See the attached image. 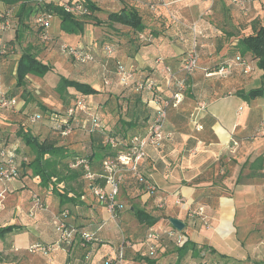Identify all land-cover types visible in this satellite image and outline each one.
Returning <instances> with one entry per match:
<instances>
[{
    "label": "crops",
    "instance_id": "1",
    "mask_svg": "<svg viewBox=\"0 0 264 264\" xmlns=\"http://www.w3.org/2000/svg\"><path fill=\"white\" fill-rule=\"evenodd\" d=\"M91 1L100 9L94 16L104 20L102 27L89 22L85 25L84 33L69 34L62 29L61 20L56 16L57 21H52V31H49L60 40L80 46L76 48H83L82 43L87 42L86 50L94 52L93 55L98 51L99 42H104L105 47L108 42L117 41V47L111 56L101 54L100 58H105L102 67L80 65L72 77L64 73L60 76L86 83L98 90L99 94L83 95L89 106L103 117L102 122L108 124L116 119V113L112 114L106 107L108 116L101 115L99 97H107L108 100L120 96V100L125 101L130 91L117 75V60L131 72L151 76L158 89L167 95L169 93L166 91L165 67L180 69L187 53L196 48L200 61L197 71L191 77L192 87L196 88L200 80L207 82L213 77L207 75L209 68H218L232 58V49L236 48L242 37L252 34L254 27L264 25V0H246V10L240 9L230 0H215L213 4L206 0ZM28 2L24 4L23 1L15 3L1 0L0 25L3 21L1 15L10 11L11 28L6 31L0 28V50L6 44L14 50H9L6 54L0 51V89L9 81L10 74L16 78L17 65L25 51L34 53L39 61L50 65L52 71L65 69V65L59 61V56L52 49L45 50L46 45L36 47L37 44L33 48L30 44L31 36L28 33H33L29 31L28 25L36 13L30 12ZM17 4L20 5V11L14 18L12 9ZM125 8H134L142 16L146 26L145 34L150 37L148 45H140L142 42L137 36L134 37L130 27L108 21L110 13L120 12ZM21 27L26 32L23 35ZM143 36L145 35L142 34ZM98 38L102 39L98 42ZM8 63L9 70L4 71ZM251 66L252 71L246 69L243 76L232 74V77H238L234 80L237 84L235 92L222 96L219 93L220 87L204 86L201 91L205 99L187 98L179 108L169 109L167 139L160 148L148 147L147 156L138 167V177L151 184L152 188L147 185L146 190L128 176L130 181H122L119 196L122 210L115 214H111L107 207L99 203L87 187L78 190L81 198H77L76 202H64L54 190L50 191L49 187L42 186L30 169L22 166L20 178L7 184L6 202L0 212V227H16L0 237V255L4 263L103 264L107 257H115L119 249L123 248L126 264H225L223 261H228L226 256L230 255L227 253L229 249L225 246V241L215 238L211 243L218 248L221 255L217 257L218 261L210 257L202 258L206 248L202 244L203 237L195 239L191 236L192 221L186 217L190 207L201 204L195 202L197 197L214 191L230 190L233 194H224L219 200L217 210L220 216L217 232L225 239L232 232V223L239 207L244 211L252 204L257 212L264 211L260 204L255 203L260 196L264 197V97L246 101L236 94L239 89L247 92L263 86L262 71L257 68L256 62H252ZM102 72L104 83L99 75ZM110 90H116L114 93L117 94L113 95ZM105 91L110 93L102 96ZM65 92V95L73 96V102L81 94L75 88H68ZM12 97L17 100L16 107L11 112L0 109V134L4 133L15 144L14 147L27 153L29 148L22 142L20 133L33 134L31 128L37 124H31L28 119L31 115L43 112L38 107L32 110V105L25 98L19 100V97ZM146 100L148 106L155 110L156 104L148 93L143 96V101ZM20 113L23 121L19 120ZM79 117L82 124H78V129L89 136L82 148L90 150V133L86 128L89 115L82 112ZM150 125L147 124L145 130ZM91 168L97 175L102 172L97 158ZM240 175L248 177L247 182L237 184ZM85 184L88 185V181ZM4 187L0 182V188ZM59 190L62 193L64 189ZM34 195H38L47 206L46 211L36 213L35 217L29 214ZM247 198L255 201L245 203L244 199ZM181 201L184 205L180 204ZM135 207L155 217V224H141L133 213ZM67 209L70 210V215L64 218L60 213ZM199 209L198 213H201L205 208L200 206ZM171 218L183 221L184 231L174 229L170 223ZM61 219L69 229L73 227L77 232L71 244H62L48 253L29 251L36 244L55 247L60 238L56 226ZM171 230L184 236L188 234L190 237L187 236V240L196 245L197 251L190 249L179 260L177 251L180 246L169 237ZM151 232L158 233L159 238L156 241L147 239ZM81 233L92 235L93 240L86 242ZM152 245L155 247L153 254L150 250ZM260 261L264 262V258Z\"/></svg>",
    "mask_w": 264,
    "mask_h": 264
},
{
    "label": "trees",
    "instance_id": "2",
    "mask_svg": "<svg viewBox=\"0 0 264 264\" xmlns=\"http://www.w3.org/2000/svg\"><path fill=\"white\" fill-rule=\"evenodd\" d=\"M5 1L17 3L20 0H5ZM243 1H245V3L247 4L246 0H243ZM27 2L28 0H25L23 3L25 4ZM74 2L83 5L86 13L85 14H72L70 12H67L64 9V4H67V3L74 4ZM152 8H154V6ZM42 9L45 10L46 13H50L52 15L57 16L61 20L62 29L69 34L84 33L85 25L89 22H92L94 24H101L98 18L94 16V13L99 11L100 9L91 0H76V1L64 0L62 3H58V4L57 3H49V4L47 3L45 7ZM21 10L23 11V9ZM29 10L31 13H37L40 11V9L36 10V9H33L32 7H30ZM244 10H246V5H245ZM108 21L111 24L130 27L132 30V33L134 34V37L137 36V38L140 39V41L142 42L140 43V45L141 44L148 45V41L150 40V37L146 36L145 34L146 26L143 23L142 16L138 13L136 9L125 8V9H122V11L120 12L110 13L108 15ZM142 34H144L145 36L142 37ZM41 37H42V34H41ZM107 45H111L115 49L117 47V44H113V43H107L105 46ZM235 47L236 48L232 49L233 51L231 52L232 58L230 60L225 61L219 66L221 67L223 65H232L230 75L226 78H218V77L216 78L220 80L221 79L228 80L232 78L233 73L235 75H239V77L241 75L243 76L246 74L245 72L246 67L247 66L251 67L250 68L251 69L250 72H251L253 69L251 66V63L256 62L257 68L262 71L263 87L252 89L247 92L244 89H239L236 91V94L244 98L246 101H252V100L264 97V25L254 27V32L248 36L242 37L238 41L237 46ZM189 53H187V55ZM198 55H199V52H198ZM199 58H200V55H199ZM184 59L182 60V63H181L182 65L180 69L176 70L170 66H167V67L171 68L175 72H179L182 69ZM118 61L119 60H117V62ZM242 61H245V63H242ZM117 62H116V68H117ZM198 66L190 74H183L179 72V74H177V77L171 83V85L169 87L166 86V91H168L169 93L167 95H165L162 90L158 89L156 81L153 78H151V76L136 74L135 72H132L135 78L131 83L127 85L128 90H130L127 96L129 98L126 97L127 100L121 101L119 97H115L114 99H108V101L106 102V106L111 107L109 109L112 112V114L115 112L116 116L118 117L117 119L113 121L114 123L113 122H111V124H108L106 122L103 123L104 122L103 117H101L95 109H92L86 112L87 115H89V122L86 124V128H88L89 133H90L91 149L86 150L84 154L80 153V151L78 150L72 149L71 147L60 145L58 139L47 137L43 140H40L39 137L34 136L33 134L27 133V132L20 133L22 142L24 143L26 147L29 148V151L27 153H22V151H20L19 148L14 147L15 144H13V142H11L9 138L4 136L3 135L4 133L2 132L0 134V152L3 149H7L9 151H14L17 154L18 161L20 162L18 178H20V175H21V167L25 166L26 169L28 168L32 171V174L34 176L40 177L42 186L48 188L49 185L52 183V186H54V191L61 197V199L64 202L66 201L76 202L77 198L79 199L81 198L80 192H78V190L80 191V189L83 187L89 188L88 185L85 184L86 182L85 181L86 180L85 179V166L87 164H89L92 167V164L94 163V160L96 158L98 159L99 163H102V161L105 158H115L121 153L129 152L133 147L132 139L137 136L143 137L149 131L150 127L147 130H145V126L147 124L152 125L153 120H154L155 110L148 106L147 100L143 101V96L145 95V93L150 94L152 98L153 96H156L161 100L162 99L170 100L174 93L181 92L183 95V101L177 107L179 108L180 106H182L184 100H186L187 98L195 99L196 88L192 87L191 77L197 71ZM219 67L209 68L207 75L215 72L217 69H219ZM50 71H52V67L50 65L44 64L43 62L39 61L36 58L35 54L32 53L31 51H25L23 52L18 62L17 69H16L17 86L18 87L26 86L27 76L29 75H33L37 77H44ZM150 80L155 81V90L152 92H148L137 86L138 82L145 84ZM178 80L183 81V83L185 84L184 89L178 88L177 86ZM220 82H223V81H220ZM210 85L209 87L211 88L212 86L220 87V91H219L220 93L223 91H228L229 89L235 92L234 89L237 84H235L234 79H233L232 83H229V84L222 83L221 85H213V84H210ZM68 88H75L81 94H79L76 99L74 98L75 99L74 102L71 105H69L66 108V110L55 111V110L43 107L41 109L43 113H39L43 116L44 120H48L47 122L51 126L52 131L57 136L59 137L61 136L60 138L66 137L61 134L60 128L62 129L71 128L72 133H73L74 130L79 128L78 124L79 125L82 124L81 120L79 119L80 118L79 115H76L73 118H70L67 115V111L77 103L78 99L81 96L85 97L84 95L99 94V91L93 88L91 85H88L86 83H82L76 80H70L62 76L57 86V90L59 91V93L62 94L63 92L68 90ZM116 100L120 101L121 103L117 105L115 109L112 106V104ZM123 104L128 105V107H125L123 109V107L120 106ZM121 109L125 111L123 112L121 111ZM96 116L99 117L101 120V126L99 128L93 125V118ZM42 120L37 123H31V122L30 123L34 125V124H38L42 122ZM1 135H3L4 137ZM110 139H114L115 145H112L110 143ZM24 158H27V161H25ZM77 161H82L83 163L78 165L76 168H73L70 166L71 164H74ZM2 165H3V162L0 157V168L2 167ZM128 176L132 177V179H134L142 187L144 188L147 187V183L145 182V180H143L142 178H139L138 175L133 172H125L123 175V181L125 179L126 180L128 179V181H130ZM246 178L248 177L240 175L237 180V184H244L246 182ZM61 184H63L64 186L63 188L64 190L62 191V193L58 187ZM96 184L99 186L105 185L103 181L102 182L97 181ZM120 193H121V188H120ZM217 196L220 197V195H217ZM200 198L201 197H197L195 202L198 203ZM133 213L141 224H145L147 226H153L155 222L157 221L155 217L149 215L143 209H139L135 207ZM60 215L64 218L68 217L70 215V210L69 209L64 210L63 212L60 213ZM61 221L64 222V220L62 219ZM15 228H16L15 226L0 227V237L5 235L8 232L13 231ZM70 228L74 229L73 227H70ZM36 245L45 246L43 244H36ZM190 249L197 251L196 245L190 240H187V242L183 246H181L177 251L179 260L185 254H187V252ZM205 250L204 252H206ZM202 258L206 259V253L202 255ZM0 264H5L1 255H0ZM252 264H264V262L254 261Z\"/></svg>",
    "mask_w": 264,
    "mask_h": 264
},
{
    "label": "rangeland",
    "instance_id": "3",
    "mask_svg": "<svg viewBox=\"0 0 264 264\" xmlns=\"http://www.w3.org/2000/svg\"><path fill=\"white\" fill-rule=\"evenodd\" d=\"M20 1L24 2L25 0H20ZM29 1L30 2H28V4H27L28 6L32 7L33 9H36V10L40 9V11L37 12L35 14V16L29 21L30 24L28 25V28H29V31H31L33 33L31 35L30 33L27 32L31 36L30 44L32 45L33 48H34L33 45L37 44L36 47H41V46L46 45L47 47H45V50L48 48L52 49L51 51L57 53V55L59 56V59H60L59 61L63 65H65V69H64V71L61 69H60V71L53 70L51 73H49L47 76H45L43 78H38L35 76H29V78L27 79V85L24 87H18L16 85V78L14 79L15 76L10 74L9 81H6L4 84V87L3 86L1 87L2 89H0V94L1 93H7V95H9L11 97L12 96L19 97V100H23L25 98V99H27V102L32 105L31 106L32 110L37 109V107L41 108V109L43 107H46L48 109H52L55 111H59V110L64 111V110H66V108L69 105H71L73 103V100H72L73 96L67 95V94L65 95L66 92L65 93L63 92L62 94L58 92L57 86H58L59 81H60L59 80L60 76L62 75L61 73H64L65 75H67L69 77H72V75L75 72H77L76 70H77V68L80 67V65L86 66L88 64H92V65H95L97 67H99V66L102 67V65H104L103 60L105 58L102 59L100 57L104 54V44L105 43L104 42L100 43L99 41L102 38H98V40H97L99 42V44L97 46L98 51H96L94 54V57H95L94 61L88 62V63H81V62L77 61L74 57H72L68 53H64L62 51V45H69L70 47H75V48L80 47V46L75 45L74 43L68 42L66 40H60L57 36H55L50 31H49L50 32V39H49V41L45 42V41H43V39L41 37L40 29L38 30L37 16L39 14L46 13V11L43 10L42 8H44L47 3H50L52 1L58 4V3H62L64 0H29ZM19 6H20L19 4L14 5V7L12 9V14L14 15V18H16L17 14L20 11ZM0 7H2L1 0H0ZM55 18H57V17L55 15H53V18L51 20V26H50L51 28H52V21L53 22L57 21V19H55ZM99 21L101 22V24H95V25H99L102 27L104 20L100 19ZM16 25H17V20H16ZM15 28H17V26ZM51 28L49 30L52 31ZM21 31H22V35H23V33L25 32L24 28L21 27ZM93 34H95V33H93ZM86 43L87 42H83L81 45L84 50H86V47H88V44H86ZM108 43H111V42H108ZM113 44H117V41L113 42ZM11 69H12V67H11ZM11 69H10V71H11ZM8 70H9V63H8V66L6 67V69H4V71H8ZM99 75L102 78L101 81L104 83L103 80L105 77H104L103 72L100 73ZM236 76L232 77L228 80L227 79H221L220 80V79H217L215 77H211L212 79H208L207 82H205V81L203 82L202 80H200V82H199L200 84L198 83L196 86L195 98H201L202 97L201 99H205L202 96L203 91H201L204 86H208L210 84L221 85L222 83L229 84V83H232L233 79L235 80L238 78ZM224 80H226V81H224ZM216 81H218V82H216ZM220 81H223V82H220ZM118 90L119 89H117V91ZM114 92H116V90L111 91V93H113V95L114 94L116 95L117 93H114ZM109 93L110 92L105 91L104 93H102V96H106ZM230 93H233V91L231 89H229L228 91L220 92V94L222 96L229 95ZM99 98H100L99 99L100 100L99 106H101V109H100L101 115H103V116L108 115V114H106V113H108V110L106 107H108V108H111V107L106 106V102L108 101V100H106L107 97H99ZM120 103H121L120 101L116 100V101H114L112 106L116 109V106L119 105ZM120 106H122L123 109L125 107H128V105H124V104L120 105ZM2 111H10V110H2ZM121 111L124 112L125 110L121 109ZM6 113H9V112H6ZM21 116H22V114L20 113L19 120L22 119ZM115 117L117 119L116 115H115ZM11 119H12V117H11ZM43 120H42V122L38 123L37 125H34L31 128V131L33 134L37 135V137L41 138V140L45 139L47 137H51L53 139H58L60 145H64L66 147H71L72 149L78 150V151H80V149H81L80 153L83 154V151L85 153L86 149H84L82 147H83V144L86 143L89 139V136L85 132H82L78 129L79 131L74 130V132L71 133L69 136L60 138L61 136L60 137L57 136L52 131L51 126L47 122L48 120H44V121ZM109 120H110V118H109ZM21 121H23V120H21ZM22 153H24V152H22ZM234 155H235V153H234ZM245 170H244V172H245ZM246 182H247V180H246ZM1 183L3 185H5V187L0 188V191L6 190V193L4 195V198L2 199V205L0 208V212L3 210V208L5 206V202H6V198H7V194H8L7 184L9 182H1ZM51 185H52V183L49 185V187ZM224 194H233V193L230 190H226V191H214L208 195L203 194L201 196L199 202H198L201 204H199L197 206L193 205L192 208L191 207L189 208L188 216L186 217V219H190L192 221V227L190 230L191 236H193L195 239H200L203 237V240H202L203 243L202 244H203V246L206 247L205 253H206L207 259L210 257V258L218 261L217 257L221 256L218 248H216V246L214 244H211L215 238H219V239H223V242L225 241V243H226L225 246L227 247V249H229V250H227L228 251L227 253H230V255L227 254L228 256H226L228 258L226 260H228V261H223V262H225V264H230V262H233L234 264H251L253 261L262 260L264 258V211L263 212H257L255 208L254 209L252 208V204L249 207H246L244 211H242V208L239 207V209L237 211L236 219L232 223V226H233L231 229L232 232L229 234V237H226L225 239L221 238L219 233L217 232V227H218V224L220 221V216H219V213L217 212V210H218L219 200H220V198H223ZM217 195H220V197ZM32 201H33V204L31 207L33 209L34 204L36 202L34 199ZM253 201H255V200H253L252 198L244 199L245 203H252ZM118 202H119V197H118ZM239 203H241V202H239ZM255 203L260 204L261 208L263 209L264 208V197L260 196L257 199V202H255ZM180 204L184 205V202L181 201ZM200 206H202L205 209L202 210L201 213H198L200 211V209H199ZM32 209H30L29 214L32 211ZM40 211H43V210L38 209L37 211L36 210L33 211V213H34L33 217H35L36 213H38ZM187 236L190 237L188 234H187ZM59 246L61 247L62 244H60ZM169 246H172V245H169ZM54 250H56V249H54ZM225 255H226V253H225Z\"/></svg>",
    "mask_w": 264,
    "mask_h": 264
},
{
    "label": "built area",
    "instance_id": "4",
    "mask_svg": "<svg viewBox=\"0 0 264 264\" xmlns=\"http://www.w3.org/2000/svg\"><path fill=\"white\" fill-rule=\"evenodd\" d=\"M114 1V0H110ZM211 4L214 3L215 0H206ZM234 4L240 7V9H245V1L243 0H231ZM162 4L166 6V4L162 1ZM64 9L67 12L72 14H85L86 11L83 5L75 3L74 4H64ZM10 11H7L1 15L3 19L1 23V30L6 31L11 28V23L9 20ZM53 15L50 13L39 14L37 18L38 28L41 31L43 41L47 42L50 39V26ZM14 50L13 47L9 45H3L1 48V52L6 54L7 51ZM62 51L64 53H68L72 57H74L77 61L81 63H88L94 61L95 57L93 53L89 50H84L83 48H75L70 47L69 45H62ZM115 51V48L111 45H107L104 47V54L106 56H111ZM200 61L198 52L196 48H193L191 52L186 56L183 61L182 69L179 71L183 74L192 73L198 66ZM245 63V61H242ZM232 69V65H223L219 67L215 72L209 74L208 76H215L218 78H226L230 75ZM250 71V67H246ZM165 72L167 74L166 85L169 87L171 83L177 77L179 72L173 71L171 68H165ZM117 75L119 76L122 84L128 85L134 80V74L127 70L125 66L121 62H117ZM137 86L143 90L148 92H152L155 90V81L150 80L145 84L140 82L137 83ZM177 86L179 89H184L185 84L183 81L178 80ZM152 101L155 102V115L152 125L149 128L147 134L143 137L137 136L132 139L133 147L129 152L121 153L115 158H105L102 163V172L97 175L93 172L91 166L87 164L85 166V179L88 181V187L95 196V198L107 209L111 214H115L117 211L122 210V205L118 202V197L120 195V188L123 181V174L125 172H133L138 175V167L140 163L147 156V148L155 147L160 148L163 142L167 139L166 133V123L168 119V111L171 108H177L181 102L183 101V95L181 92L174 93L172 98L169 99H159L156 96H153ZM17 105V100L13 97H9L7 93L0 94V109L5 110H13ZM92 110L91 106H89L88 101L85 97L81 96L77 103L67 111V115L70 118H73L76 115H79L82 112H88ZM43 119V116L39 113H36L29 118V122L37 123ZM93 125L97 128L101 126V120L99 117L93 118ZM60 127V126H59ZM262 128L264 129V122L262 124ZM61 134L63 136H69L72 133L71 128L62 129ZM110 143L115 145L114 139H110ZM0 157L2 159L3 165L0 168V182H10L13 180H17L19 177V167L20 162L18 161V156L14 151H9L7 149H3L0 152ZM27 161V158H24ZM82 161H77L70 166L76 168L78 165L82 164ZM37 181H41L40 177L36 176ZM103 181L105 183L104 186H99L96 184L97 181ZM149 188H152L151 184H147ZM59 188H64L63 184L58 186ZM50 191L54 190V186L49 187ZM6 190L0 191V208L2 205V199ZM33 199L35 200L34 207L30 212L31 216H34L33 211H37L38 209L47 210V206L44 204L42 199L34 195ZM66 214V213H65ZM57 232L60 234L59 243H57V247L53 246H41V245H33L30 248L31 252L41 251L44 253H48L51 250L58 249L60 244H71L74 236L77 232L74 229H69L67 225L63 221H59L56 226ZM169 237L174 239L178 246H183L187 242V237L180 234L176 230H171L168 233ZM81 237L86 242H91L93 240V236L87 233H81ZM159 238L158 233L151 232L147 235V239L149 241H156ZM151 253H155V247L151 246ZM89 254H87V258ZM103 264H126L125 263V252L123 248L119 249L117 255L115 257H107Z\"/></svg>",
    "mask_w": 264,
    "mask_h": 264
},
{
    "label": "water",
    "instance_id": "5",
    "mask_svg": "<svg viewBox=\"0 0 264 264\" xmlns=\"http://www.w3.org/2000/svg\"><path fill=\"white\" fill-rule=\"evenodd\" d=\"M170 223L173 226V228L179 232H182L185 229V223L181 221L180 219L171 218Z\"/></svg>",
    "mask_w": 264,
    "mask_h": 264
}]
</instances>
